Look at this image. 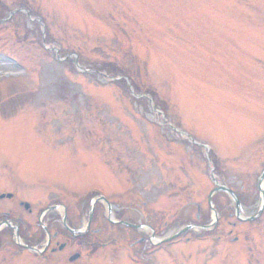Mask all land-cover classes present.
<instances>
[{
    "label": "rangeland",
    "instance_id": "374dc122",
    "mask_svg": "<svg viewBox=\"0 0 264 264\" xmlns=\"http://www.w3.org/2000/svg\"><path fill=\"white\" fill-rule=\"evenodd\" d=\"M263 169L264 0H0V210L99 230L0 264H264Z\"/></svg>",
    "mask_w": 264,
    "mask_h": 264
},
{
    "label": "flooded vegetation",
    "instance_id": "af4514ba",
    "mask_svg": "<svg viewBox=\"0 0 264 264\" xmlns=\"http://www.w3.org/2000/svg\"><path fill=\"white\" fill-rule=\"evenodd\" d=\"M5 195L6 194H0V196H2L1 200H3ZM78 216L79 215L76 214L72 217L73 220H69V222L72 224L74 218H79ZM11 217L9 211L7 212L4 209L0 210V245L8 244L9 241L15 246L16 255L22 253L25 256L38 258L41 261L51 260L50 255L58 253V250H63L66 245L74 241H76L78 246H81V244L89 246L92 243L87 242L89 240L86 236H92L93 233L97 231L93 230L91 227L95 219L92 218V216L89 217V224L87 223V225H85L83 232H81L77 226H74L75 229H72V226L69 225L70 223H67L68 229L61 226L56 231H52L51 228L49 229L46 226L40 227V225L37 224L33 226L26 223L22 224L17 219ZM97 232H99V230ZM74 237L76 238L75 240ZM105 243H103V245ZM55 246H57V248H55ZM78 256V254L71 256V260L69 261L77 260Z\"/></svg>",
    "mask_w": 264,
    "mask_h": 264
},
{
    "label": "water",
    "instance_id": "95a60500",
    "mask_svg": "<svg viewBox=\"0 0 264 264\" xmlns=\"http://www.w3.org/2000/svg\"><path fill=\"white\" fill-rule=\"evenodd\" d=\"M263 173H264V169H263V172H262V174H260L261 175V179L263 178ZM260 179V180H261ZM221 191L223 190V188H219ZM259 191H260V194H261V196H262V199L264 198V192H263V189L260 187L259 188ZM231 197L233 198V200L235 201V204H236V206L235 207H239V204H238V202H237V200H236V198H235V196H233L232 194H231ZM264 201V200H263ZM236 214L238 215V211L236 212ZM259 214V213H258Z\"/></svg>",
    "mask_w": 264,
    "mask_h": 264
}]
</instances>
